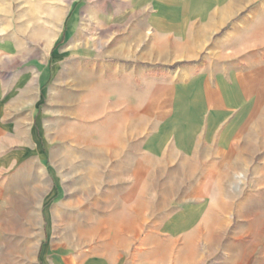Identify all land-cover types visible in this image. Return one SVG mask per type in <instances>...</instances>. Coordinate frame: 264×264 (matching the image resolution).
I'll return each mask as SVG.
<instances>
[{
	"label": "rangeland",
	"instance_id": "1",
	"mask_svg": "<svg viewBox=\"0 0 264 264\" xmlns=\"http://www.w3.org/2000/svg\"><path fill=\"white\" fill-rule=\"evenodd\" d=\"M11 5L6 75L37 88L27 102L38 109L39 168L22 187L45 191L21 197L24 253L6 243L0 264H264L253 225L264 207V0L189 37L153 35L134 0ZM236 78L245 99L215 127L243 125L229 153L208 138L181 154L166 133L150 151L127 138L147 107L152 135L179 130L182 91Z\"/></svg>",
	"mask_w": 264,
	"mask_h": 264
},
{
	"label": "crops",
	"instance_id": "2",
	"mask_svg": "<svg viewBox=\"0 0 264 264\" xmlns=\"http://www.w3.org/2000/svg\"><path fill=\"white\" fill-rule=\"evenodd\" d=\"M262 1L134 0V3L145 9V16L147 15L149 19V29L153 35L189 37L193 35L195 29H202L204 35L213 34L236 20L251 4ZM12 2L13 0H0V249L6 243L18 244L15 254H19L21 258L24 253L21 247L23 220L29 218V208H24L21 197L38 196L45 190L37 186L27 187L25 190L22 187L24 175L26 180H32L35 169L39 168L38 109L29 108L27 102L37 88L31 77L6 75L8 64L15 60L12 58L13 50L8 48L5 38ZM235 80V85L223 80H218L216 84L192 82L189 90L182 91L176 102L179 107L177 121L182 125L179 130H161L158 134L152 135L151 113L147 107L142 113L137 114V119L134 115L131 121L128 120L132 126L126 130L127 138L141 141V147L150 151V148L160 147L164 138L162 135L166 133L169 138L174 137L173 147L175 152L180 154L193 151L208 138L210 143L208 147H217L221 149L222 154L229 153L233 142L241 137L243 125L226 123L217 129L215 127L217 122L220 124V121L229 119L231 111L242 106L245 99L246 94L242 85L237 82L238 78ZM223 86L226 88L236 86V91L209 94L206 92L207 89L218 90ZM203 121L214 127H198ZM123 142H120L119 146L124 147L126 144ZM16 197H19L18 201ZM256 213L253 225L262 229L261 233H264V207L262 206L260 212L256 209ZM253 225L250 223V226ZM16 234L19 235V239L15 238ZM67 263L70 264V261Z\"/></svg>",
	"mask_w": 264,
	"mask_h": 264
}]
</instances>
